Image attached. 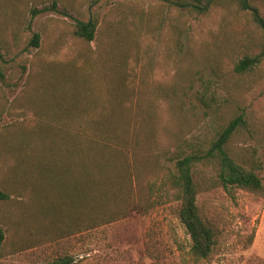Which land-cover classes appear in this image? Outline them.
Here are the masks:
<instances>
[{"label": "rangeland", "instance_id": "374dc122", "mask_svg": "<svg viewBox=\"0 0 264 264\" xmlns=\"http://www.w3.org/2000/svg\"><path fill=\"white\" fill-rule=\"evenodd\" d=\"M52 1L0 0V148L6 133L22 124L31 128L33 103L54 74L70 72L81 81L89 74L93 94L83 84L73 102L82 109L88 95L91 114H108L104 125L121 162L114 187L96 194L89 217L97 224L89 228L88 216L79 223L36 219L33 191L19 187L22 198L18 187H9L13 156L3 148L0 189L13 196L0 205V264H264V198L202 190L199 206L219 242L210 259L195 263L179 202L166 186L177 158L210 145L239 116L247 126L230 150L264 161V60L244 74L236 71L263 45L251 17L227 5L183 17L184 10H171L164 0H55L56 11ZM251 2L264 17V0ZM92 19L97 39L87 46L73 38L72 25ZM36 35L40 49L31 46ZM70 86L59 83L63 92L71 93ZM198 169L202 181L215 177ZM259 174L264 179V170ZM42 195L58 199L57 189Z\"/></svg>", "mask_w": 264, "mask_h": 264}, {"label": "trees", "instance_id": "16d2710c", "mask_svg": "<svg viewBox=\"0 0 264 264\" xmlns=\"http://www.w3.org/2000/svg\"><path fill=\"white\" fill-rule=\"evenodd\" d=\"M169 9L184 10L181 16L205 15L213 5H227L239 12L248 14L252 22L263 32L264 17L251 0H164ZM59 2L53 0L50 10L56 11ZM49 10V9H46ZM33 17L40 13L36 8L31 10ZM179 20V19H178ZM98 22L76 21L72 25L74 39L90 46L97 39ZM42 36L36 35L31 42L34 49H40ZM264 60V38L260 52L254 56H246L236 67V71L244 74L260 65ZM54 74V73H51ZM55 82L49 89L39 93L38 101L33 103L31 111V128L25 124L8 132L3 138L4 153L13 156L12 169L7 170L9 187H18V194L24 197V189L29 187L36 196L39 211L34 217L40 220L50 218L69 219L83 223L89 228L96 226V221L89 217L95 212L96 194L105 187H114V172L117 164L115 154L118 151L109 141V132L104 124L108 114H91L92 100L87 95L88 103L79 109L78 99L84 85L89 95L93 94L90 81L77 79L70 72L53 75ZM64 80L72 92H63L59 83ZM84 84V85H83ZM75 105L73 111L71 105ZM113 115V112H110ZM80 115V119L78 118ZM74 119H77L74 122ZM247 126L244 116L231 121L217 140L210 145L194 149L191 154L175 160L174 170L166 179V186L174 192L179 202L178 218L191 240V256L195 263L207 261L218 246L219 231L212 220L205 218L199 206V195L202 190L222 189L231 194L234 190L246 191L254 196L264 198V179L260 176L264 170V161L256 153L234 155L230 150V142L234 135ZM100 157V158H98ZM100 159V160H99ZM211 169L215 177L203 179L198 166ZM128 174L127 168L121 164V176ZM206 185L207 187H204ZM203 186V187H202ZM8 187V186H7ZM64 187L63 192L58 190ZM57 189L58 199L48 202L43 190ZM12 192L0 189V205L12 200ZM1 242V241H0Z\"/></svg>", "mask_w": 264, "mask_h": 264}]
</instances>
